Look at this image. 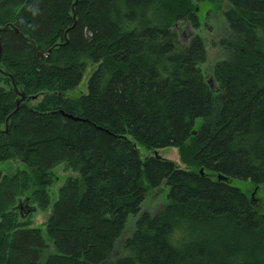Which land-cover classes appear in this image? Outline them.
<instances>
[{"label":"trees","instance_id":"trees-1","mask_svg":"<svg viewBox=\"0 0 264 264\" xmlns=\"http://www.w3.org/2000/svg\"><path fill=\"white\" fill-rule=\"evenodd\" d=\"M224 1L207 74L205 39L181 38L202 27L193 0H0V69L27 93L0 133V163L27 168L0 178V264H264V214L231 184L264 189V0ZM18 98L0 73V130ZM61 165L79 176L52 193Z\"/></svg>","mask_w":264,"mask_h":264},{"label":"rangeland","instance_id":"rangeland-1","mask_svg":"<svg viewBox=\"0 0 264 264\" xmlns=\"http://www.w3.org/2000/svg\"><path fill=\"white\" fill-rule=\"evenodd\" d=\"M197 6V11L200 16V21L202 23V27L198 30H195L190 23H182L180 26L181 38L185 40L188 35L193 33L200 34L206 41L208 54H209V62L204 66L207 74H209L212 66L215 62L224 59L227 55V51L223 47L219 45L220 40L225 37L228 33V24L225 22L223 17V11L225 10V6L227 5L224 0H193ZM98 65H91L82 81L81 85L67 93L68 97L78 98L81 95L88 93V81L92 73L96 70ZM215 87V83L213 85ZM138 148L141 153V158L145 161L150 156H160L161 158L169 159L178 164L183 169H191L192 165H187L181 159L180 149L177 147H167L160 150L152 151L149 150L144 144L137 143ZM26 166L22 164L20 161H14L10 163H0V171L2 175H14L19 170H26ZM54 173L60 178V180L55 179V182L52 185L51 192L57 193L60 187L63 185L65 180L70 177H78V173L67 172L65 171V166L61 165ZM233 186L240 188L245 193L247 192L250 195V198L253 204L258 208L261 213L264 214V189L258 188L255 184L251 182H246L242 180H234L231 183ZM258 188V189H257ZM153 198L151 205L154 206L158 204L160 199L158 198V194ZM32 203V202H31ZM52 212V208L48 211L37 210L36 213L33 214L35 227H46V223L48 218ZM231 234L226 235L229 238ZM264 236V234H263Z\"/></svg>","mask_w":264,"mask_h":264},{"label":"water","instance_id":"water-1","mask_svg":"<svg viewBox=\"0 0 264 264\" xmlns=\"http://www.w3.org/2000/svg\"><path fill=\"white\" fill-rule=\"evenodd\" d=\"M74 17H75V14H74ZM14 27H15V26H14L13 24H8L7 26H5V27H1V28H0V33H1L2 31H6V30H8V29H13ZM15 30H16L17 32H19V30H18L17 28H16ZM66 37H67V36H66ZM25 38H26V37H25ZM26 39H27L28 41H30L28 38H26ZM32 43H33L34 47L36 48V43H35V42H32ZM58 45H61V44H57L56 46H54L53 48H51V49L49 50L48 54H44V53L38 51V52H37L38 57H40V58H43V57H45V56H46V57H49V56H50V53H52V51H53ZM1 57H2V46H1V44H0V60H1ZM0 73L3 74V75H5V76H8V77L12 78L14 88H15V90H16L17 92H19V98H18V100L16 101V110H15L12 114H10V115L8 116V118L6 119V130H0V133H7L8 130H9V126H10V120H11L12 117H13V116L19 111V109L21 108L22 103H24L25 100L27 99V93H26V92H21V91L18 89V86L16 85V83H15V81H14V79H13V76H12L11 74L5 72V71L2 70V69H0ZM209 83H210V84L212 85V87H213V85H214V78H213V77L210 78ZM65 116L70 117V118L75 119V120H79V118L74 117V116H72V115H67V114H65ZM157 156H158V154H157ZM201 173L203 174V173H204V170H201ZM1 176H2V172L0 171V178H1ZM218 179H219V181H228V178L225 177L224 175H219V176H218ZM258 188H259V187H258ZM258 188H257V189H258ZM25 200H26V199H20V200H19V203H18V207H19L20 205L24 204L23 202H24ZM35 211H37V209H35Z\"/></svg>","mask_w":264,"mask_h":264},{"label":"flooded vegetation","instance_id":"flooded-vegetation-1","mask_svg":"<svg viewBox=\"0 0 264 264\" xmlns=\"http://www.w3.org/2000/svg\"><path fill=\"white\" fill-rule=\"evenodd\" d=\"M24 199H26L23 202L24 204H22V205L19 206L21 213L25 212V214H26L25 216L26 217L29 216L30 214L36 213L37 211H35V209H37V207H36V205H34L33 203H31L32 202V199L29 198V197L24 198Z\"/></svg>","mask_w":264,"mask_h":264},{"label":"bare ground","instance_id":"bare-ground-1","mask_svg":"<svg viewBox=\"0 0 264 264\" xmlns=\"http://www.w3.org/2000/svg\"><path fill=\"white\" fill-rule=\"evenodd\" d=\"M85 74V73H84ZM261 248V247H260Z\"/></svg>","mask_w":264,"mask_h":264}]
</instances>
